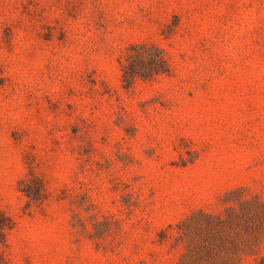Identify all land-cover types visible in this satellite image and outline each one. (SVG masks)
Returning a JSON list of instances; mask_svg holds the SVG:
<instances>
[{
	"label": "rangeland",
	"instance_id": "obj_1",
	"mask_svg": "<svg viewBox=\"0 0 264 264\" xmlns=\"http://www.w3.org/2000/svg\"><path fill=\"white\" fill-rule=\"evenodd\" d=\"M0 264H264V0H0Z\"/></svg>",
	"mask_w": 264,
	"mask_h": 264
}]
</instances>
